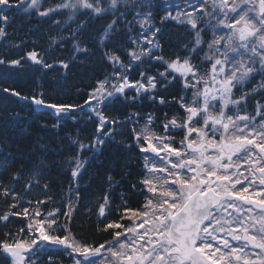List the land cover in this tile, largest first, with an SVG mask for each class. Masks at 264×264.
<instances>
[{"label": "snow or ice", "instance_id": "snow-or-ice-1", "mask_svg": "<svg viewBox=\"0 0 264 264\" xmlns=\"http://www.w3.org/2000/svg\"><path fill=\"white\" fill-rule=\"evenodd\" d=\"M14 9L23 18L11 47L23 53H0V65L59 67L66 81L74 66L87 75L96 53L110 71L93 77L83 103L61 99L60 78L47 84L54 96L44 83L30 95L0 89L49 110L55 122L39 130L56 133L0 138V264H42L51 247L67 251L73 264H264V0H55L47 7L44 0H0V40L15 19L5 10ZM33 15L48 22L44 46L31 39L41 32ZM96 20L105 23L96 27ZM169 23L184 29L183 38L167 34ZM143 97L175 104L183 115L121 111ZM78 118L94 125L88 136L60 135ZM109 143L116 151L96 173L107 187L95 196L80 182ZM132 153L141 176L115 204L113 194L133 175ZM57 171L67 177L66 195L61 207L43 212L57 202L49 175ZM136 196L144 199L133 207ZM85 200L86 212L95 207L96 231L110 240L88 243L72 231ZM12 218L23 226L13 227ZM44 264L62 262L48 255Z\"/></svg>", "mask_w": 264, "mask_h": 264}, {"label": "trees", "instance_id": "trees-1", "mask_svg": "<svg viewBox=\"0 0 264 264\" xmlns=\"http://www.w3.org/2000/svg\"><path fill=\"white\" fill-rule=\"evenodd\" d=\"M54 2L55 0H44V6L47 7ZM5 14L9 16L15 15V19L12 21L11 26H9L8 28V38L6 40H0V53L7 51L8 54L12 55L13 57H16L18 55H21L23 53V50H16L11 47L12 43H14L16 40V36L13 34V28L19 25V22L23 17L15 9L11 11L5 10ZM162 14L163 13L161 12L160 15ZM156 19L158 21L159 16H156ZM33 23L40 25L41 32L38 33L36 36L31 37V39H38L41 46H44V38L42 36V33L47 31L48 22L46 21V19L35 17L33 15ZM103 23H105L104 20H96L94 21V26L98 27ZM167 28V34L172 35L176 38H183V35L185 34L183 28L178 27L172 23H169L167 25ZM29 47H31V44H29ZM81 59H83V57H81ZM83 71L84 69L80 68L79 66H74L73 68L68 70L67 80L65 81L63 79L64 70L59 67L55 68L53 71H42L39 67L33 66L31 64H25L23 67L19 68L7 65H0V89L4 87H15L19 90H23L26 94L30 95L31 92L29 91V89H34L36 88L37 84L44 83L46 85L44 91L54 96L55 92L53 88L47 86V84L55 78H60L63 89L61 91L58 87L56 91H60L61 99L68 102L83 103V99L81 98V96L84 92L89 90V85L93 83V77L103 78V74L106 71H110V69H106L103 66L102 62L99 60L98 55L96 53H93L88 74L82 75ZM170 90L175 92L174 87ZM132 94L133 93L129 92L130 96ZM137 103L138 105H140L139 107L123 108L121 109V111H151L154 112L155 115L160 117L161 120L163 119L164 113H168L169 116L177 113L183 115V113L179 110L178 106L175 104H169L167 106L153 104L148 100L147 97H143ZM107 111L110 114L119 115V111H116L114 105H109ZM10 113H19V120L15 118L6 119V117H8ZM45 121L50 125L55 122L49 110L35 109L33 106H30L26 101L18 100L16 97H13L0 91V138L12 137L14 140H20L22 138H25L27 133L35 135L37 132H40V135H43L45 137L55 136L56 133L52 131L42 132L39 130V124ZM159 122L160 121H157V123ZM142 123L143 121H141V124ZM93 127L94 125L91 122L86 121L83 118H78L76 122L69 120L64 124L63 129H61L60 135H63L64 130H70L73 132H78L81 137H86L90 134ZM181 136L182 133L176 134V139L179 140ZM116 139L119 140L121 139V137L117 136ZM62 150L64 151L65 157L69 156L72 151L71 149L67 148L66 143L62 146ZM115 151V145L109 143V145L106 147V150L104 151V155L98 157V159L93 160L91 162V164L88 166V170L84 173V176L80 182L82 190L87 187L88 192L90 194H94L95 196H100L103 194V191L107 186L106 184L102 183L101 177L96 175L97 165L101 160H107ZM84 155L88 156L89 153L85 152ZM131 155L134 158V166L131 169L133 175L128 177V179L124 181L122 186L117 189L116 192L113 194L116 197L114 201L115 204L120 203V200L117 195L119 192L123 191L127 193L129 181L135 182L141 176L140 160L137 158L138 154L132 153ZM56 159H59V157H57ZM49 175L50 177H54L56 180V183L52 185V194L62 195V197L66 195L67 177L61 175L58 171L52 172ZM116 179H120V176L116 175ZM41 183H43V181H41ZM39 193L40 188H33V196ZM91 198L92 197L90 196L89 199ZM143 199V196H136L133 198V200L129 201V204L133 207L138 206V203H142ZM87 202L88 200L82 202L78 211L74 214L73 221L70 224L72 231L77 235L78 239L87 241L88 243L98 244L103 243L106 240H110L111 236L109 233L96 231L97 218L94 215L95 207L93 206L92 213L86 212L83 204ZM0 207H2V205H0ZM41 207L43 209V207L45 206ZM109 219H118V215H116L115 213H111L109 215ZM12 226L21 227L23 226V221L18 218H12ZM52 253L53 252L50 250L51 255ZM54 255V258L62 262V264L71 263L70 258H66L60 250L54 252Z\"/></svg>", "mask_w": 264, "mask_h": 264}, {"label": "bare ground", "instance_id": "bare-ground-1", "mask_svg": "<svg viewBox=\"0 0 264 264\" xmlns=\"http://www.w3.org/2000/svg\"><path fill=\"white\" fill-rule=\"evenodd\" d=\"M53 196H54V199H55L57 202H56L55 204H53L52 207H57V208L61 207L60 201H61L62 195H55V194H53ZM49 206H50V205H49ZM50 207H51V206H50ZM50 207H49V208H50ZM60 219H61V220H64V217L61 216Z\"/></svg>", "mask_w": 264, "mask_h": 264}, {"label": "rangeland", "instance_id": "rangeland-1", "mask_svg": "<svg viewBox=\"0 0 264 264\" xmlns=\"http://www.w3.org/2000/svg\"><path fill=\"white\" fill-rule=\"evenodd\" d=\"M162 2H167V0H162ZM175 2H179V0H175ZM163 15V14H162ZM188 97H189V99L191 98V92H189L188 94ZM34 107V106H33ZM45 110H47V109H45ZM51 248H55V247H51ZM51 248H49V249H51ZM48 249V250H49ZM48 250H46V252H45V254H43L42 255V257H45L46 255H47V253H48ZM64 250V249H63ZM65 251V250H64ZM66 252V254L69 256V254H68V252L67 251H65ZM45 258H47V257H45ZM42 260H43V258H42ZM70 264H73V261L70 263Z\"/></svg>", "mask_w": 264, "mask_h": 264}]
</instances>
